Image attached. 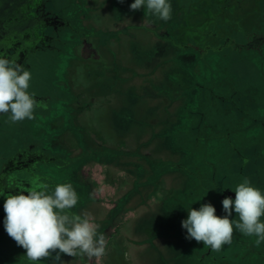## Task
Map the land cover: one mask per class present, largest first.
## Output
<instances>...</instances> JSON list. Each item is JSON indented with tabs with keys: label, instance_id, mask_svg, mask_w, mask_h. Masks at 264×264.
<instances>
[{
	"label": "rangeland",
	"instance_id": "obj_1",
	"mask_svg": "<svg viewBox=\"0 0 264 264\" xmlns=\"http://www.w3.org/2000/svg\"><path fill=\"white\" fill-rule=\"evenodd\" d=\"M54 1L70 27L53 32L26 61L29 91L47 108L17 123L0 114V172L18 149L39 142L43 156L33 171L10 175H40L49 192L72 184L78 202L70 211L90 213L107 240L106 255L89 264L234 262L241 248L234 234L210 263V246L186 239L181 221L190 207L248 178L237 172L238 158L264 162V45L194 58L176 45L185 37L172 33L187 0H171L169 21L147 16V23L143 8L130 10L134 0ZM20 14L11 17L23 23ZM231 89L236 96L225 107L211 97ZM25 255L0 233V264H33Z\"/></svg>",
	"mask_w": 264,
	"mask_h": 264
},
{
	"label": "clouds",
	"instance_id": "obj_2",
	"mask_svg": "<svg viewBox=\"0 0 264 264\" xmlns=\"http://www.w3.org/2000/svg\"><path fill=\"white\" fill-rule=\"evenodd\" d=\"M141 8L145 12L143 23L148 22L147 16L164 22L172 18L171 0H134L130 5L132 11ZM31 78V72L24 65L0 56V114L7 115L10 123L34 119L35 109L47 108L43 100L29 91ZM16 188L20 190L18 194L5 197L4 229L17 246L26 250L25 256L33 264L42 259H51L52 264H66L61 254L74 257L72 264H89L93 258L106 255L107 240L99 231L100 225L90 213L70 211L78 202L72 184H57L51 192L49 185L43 183ZM233 191L234 200L230 197L222 200L226 213L223 217L216 215L211 203L202 204L199 209H187L188 216L181 221L187 231L185 238L203 242L214 252L232 243L234 229L246 236L254 235L256 247L264 243V222L261 221L264 194L246 177ZM233 209L238 220L229 218Z\"/></svg>",
	"mask_w": 264,
	"mask_h": 264
},
{
	"label": "flooded vegetation",
	"instance_id": "obj_3",
	"mask_svg": "<svg viewBox=\"0 0 264 264\" xmlns=\"http://www.w3.org/2000/svg\"><path fill=\"white\" fill-rule=\"evenodd\" d=\"M3 1V8L0 7V56L15 60L18 63L24 65L26 68V61L34 49L39 48L41 42H47L54 39V33L60 27H70L69 23H66L61 19V15L55 7L54 0H0ZM198 1V0H196ZM228 2L231 10L240 7L242 3L247 8H251L253 2L247 0H224ZM194 3V2H193ZM204 5H219L221 0H202L200 2ZM199 3V4H200ZM198 4V5H199ZM193 4H191L192 6ZM190 6V5H189ZM21 13V19L23 23L13 19L11 16L13 13ZM186 12H189L188 9ZM184 31H188L187 25L183 26ZM262 37L254 38L253 44L262 43ZM39 142H31L26 148H20L16 154L6 163L2 172H0V191L5 189L6 186H11V171H28V167L33 171L34 163L38 162L40 155L43 156V150L39 148ZM26 159H23V157ZM241 163L242 166L239 172L243 171L250 173L252 166L255 165L251 159L238 158L236 164ZM28 164V165H27ZM18 168L13 169V166ZM26 167V168H24ZM256 173V170H254ZM247 178V177H246ZM9 183L8 185H6ZM252 184V183H251ZM252 186L261 190L264 194V186L258 187L256 184ZM225 197L235 199V192L230 189L223 190L216 195L214 201L211 204L214 206L217 212V216L223 217L226 213L223 210L222 200ZM230 219L238 220L235 211L233 209ZM261 221L264 222V216L261 217ZM234 241L241 248L236 247L233 252L234 262L231 260L229 264H264V243H261L259 247L255 246L256 237L246 236L234 229ZM241 235V238L237 239V236ZM235 244V245H236ZM209 248V247H208ZM206 249L207 258H210V263L215 262V255L211 248ZM243 251L242 255L236 253L238 250ZM223 258V256H222ZM223 263L220 261L219 264ZM240 262V263H239ZM215 264V263H214ZM223 264H228V261Z\"/></svg>",
	"mask_w": 264,
	"mask_h": 264
},
{
	"label": "trees",
	"instance_id": "obj_4",
	"mask_svg": "<svg viewBox=\"0 0 264 264\" xmlns=\"http://www.w3.org/2000/svg\"><path fill=\"white\" fill-rule=\"evenodd\" d=\"M187 1L188 4L185 7L184 14L181 12L183 14V21L179 22L172 33L185 37L184 40L179 39L180 43L176 45L180 48L190 49L194 58L204 57L211 51L223 52L229 49H234L238 52L241 50L258 51L264 45V0H251L254 5L249 9L242 3L240 7L238 6L232 10L228 2L224 0H221L219 5L215 4V6L201 4L202 0ZM244 2L246 3L247 0H244ZM191 4L193 5L191 6ZM187 9L189 12H186ZM184 25L188 27L187 32L183 29ZM257 37L263 38L262 43L253 44L254 38ZM233 94L236 96L235 90L231 89L227 94H212L211 97H217L218 103L223 104V107H225L226 103H231V101L228 102L227 100H231L234 96ZM249 149L257 151L259 146L256 149L255 147ZM250 159L255 164L252 166V171L250 173L243 171L242 173L248 175L251 183L254 182L253 184H256L258 187L264 186V178L260 176L264 174L263 159ZM240 165L241 163L236 165L237 172L242 167ZM254 170H256V173ZM27 175V177L23 174L20 177H12V181H10L11 186L7 183L6 185L8 186L0 191V233L2 234L8 235L3 223L6 195L18 194L20 190L16 187L20 185H24L27 188L41 183L44 184V181L39 178L40 175L34 173H28ZM23 194L27 195L28 193L24 192Z\"/></svg>",
	"mask_w": 264,
	"mask_h": 264
},
{
	"label": "crops",
	"instance_id": "obj_5",
	"mask_svg": "<svg viewBox=\"0 0 264 264\" xmlns=\"http://www.w3.org/2000/svg\"><path fill=\"white\" fill-rule=\"evenodd\" d=\"M191 61H195V60H191ZM148 154V153H147ZM104 162V161H103ZM105 166L106 167H108L107 165H106V163H105ZM118 175V174H117ZM167 174H163V175H161V176H159L158 177V180H160L159 182H160V185L162 184V186L161 187H164L165 188V180L166 179H163L165 176H166ZM122 176H123V173H119V175H118V179L117 180H119L116 184H114V188H115V191L116 192H120L121 191V189H122V185H121V182H122ZM160 178V179H159ZM162 180H163V182H162ZM107 208H109V207H107ZM117 220H115V221H113V223L111 222V224H114V223H117V224H123L121 221H118V222H116Z\"/></svg>",
	"mask_w": 264,
	"mask_h": 264
}]
</instances>
